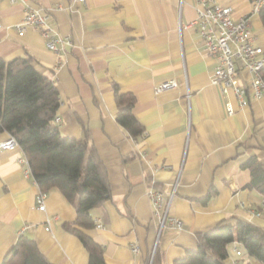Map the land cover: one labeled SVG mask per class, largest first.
<instances>
[{
    "label": "crops",
    "instance_id": "1",
    "mask_svg": "<svg viewBox=\"0 0 264 264\" xmlns=\"http://www.w3.org/2000/svg\"><path fill=\"white\" fill-rule=\"evenodd\" d=\"M198 1L0 0V58H32L58 89L61 133L87 135L106 167L110 196L91 209L95 225L85 230L101 245L105 264H173L195 249L197 233L236 218L264 228V212L255 214L263 196L247 186L250 171L242 165L250 155L264 164V95L247 93L241 106L231 89L222 93L211 83L215 62L191 23ZM213 1L230 5L234 18L248 15L264 50V28L249 0ZM28 6L46 10L71 43L60 41L53 51L39 29L18 33L14 25ZM166 79L176 85L155 92ZM115 88L135 97L132 111L144 127L136 138L115 120ZM7 134L0 133V141ZM21 156L19 146L0 152V262L24 234L53 264H88L87 250L70 230L74 205L53 188L39 210V187L24 174ZM150 185L162 189L168 204L162 225L147 196ZM234 259L262 264L236 242L228 245L225 264Z\"/></svg>",
    "mask_w": 264,
    "mask_h": 264
},
{
    "label": "trees",
    "instance_id": "2",
    "mask_svg": "<svg viewBox=\"0 0 264 264\" xmlns=\"http://www.w3.org/2000/svg\"><path fill=\"white\" fill-rule=\"evenodd\" d=\"M264 28V4L258 11ZM264 80V68L261 71ZM115 120L134 138L143 133L132 107V93L114 90ZM59 94L56 85L34 65L30 56L10 60L0 58V133L12 134L27 159L30 175L42 191L56 188L74 205L76 218L70 228L89 258L88 264H105L101 245L86 229L95 225L91 209L110 196L106 167L88 136H64L54 118ZM250 171L248 187L264 197V164L250 155L242 164ZM210 188L200 198L205 202L213 193ZM195 249L173 261V264H225L228 245H242L245 254L264 264V228L236 218L233 223L219 222L197 233ZM156 257L153 254L152 262ZM2 264H53L39 249L36 241L20 234Z\"/></svg>",
    "mask_w": 264,
    "mask_h": 264
},
{
    "label": "built area",
    "instance_id": "3",
    "mask_svg": "<svg viewBox=\"0 0 264 264\" xmlns=\"http://www.w3.org/2000/svg\"><path fill=\"white\" fill-rule=\"evenodd\" d=\"M249 1L251 12L253 13H258L264 4V0ZM198 2L200 5L196 6V17L191 23L197 25L203 47L215 62L210 73L211 83L218 86L222 93H226L231 89L241 106L248 103L247 93L254 98L263 96L264 80L262 79L261 71L264 68V50L260 45L255 43L249 16L243 15L234 18L232 16V7L228 4H220L213 0H199ZM14 27L20 34L24 32L26 27L39 29L45 40L46 47L53 51L59 50L57 43L60 41L65 44L71 43L69 37L58 35L57 31L49 23L48 12L42 8L26 7L23 18ZM2 28L3 26L0 23V30ZM243 72H247L248 75L243 76ZM175 85L174 79L162 80L154 85V91L159 92ZM227 110L229 114L233 111L231 106H228ZM54 120L58 122L59 117L56 116ZM16 146L18 144L15 137L12 134H7L0 141V152ZM18 161L24 166V174L30 175L25 156L19 157ZM46 194V191L40 189L36 194V206L39 210H45L44 199ZM147 196L152 205L153 212L161 215L160 223L162 225L168 206L164 202L162 189L150 185L147 188ZM262 212H264V197L262 198L259 210L255 214L259 215ZM171 221L177 228H180L182 225L180 219L171 218ZM132 249L137 251L138 246L132 244ZM234 250L235 254H241L239 249L235 248ZM0 264L2 263L0 262ZM231 264H239V261L234 259Z\"/></svg>",
    "mask_w": 264,
    "mask_h": 264
},
{
    "label": "rangeland",
    "instance_id": "4",
    "mask_svg": "<svg viewBox=\"0 0 264 264\" xmlns=\"http://www.w3.org/2000/svg\"><path fill=\"white\" fill-rule=\"evenodd\" d=\"M256 33L259 32V30L255 31Z\"/></svg>",
    "mask_w": 264,
    "mask_h": 264
}]
</instances>
